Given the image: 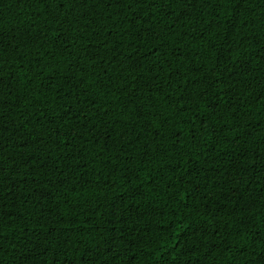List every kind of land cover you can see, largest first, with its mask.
<instances>
[{"label": "trees", "instance_id": "trees-1", "mask_svg": "<svg viewBox=\"0 0 264 264\" xmlns=\"http://www.w3.org/2000/svg\"><path fill=\"white\" fill-rule=\"evenodd\" d=\"M186 5L191 9L187 15ZM172 7L142 6L140 0L108 7L106 2L93 16L85 11L67 23L53 18L68 15L67 9L56 12L55 5L37 0H0L5 49L0 53V74L7 97L0 155L11 172L27 181H18L20 191L5 200V210L16 219L8 221L9 235L0 239V264H18L21 252L46 233L51 234L47 243L54 247L70 234L71 248L79 251L69 255L89 249L107 254L105 258L97 253L93 264H255L248 243L255 247L258 235L264 234V217L255 225L246 221L251 230L241 239L235 227L241 217L233 214L234 205L213 201L215 186L209 180L205 187L194 169L226 160L225 151L234 146L239 154L247 151L249 160L264 154V101L258 99V85L251 96L245 93L247 99L237 101L235 113L227 96L224 103L218 99L223 93L217 84L198 107L194 104L191 111L176 114L163 127L161 123L175 111L174 105L182 103L181 94L189 85L197 91L210 87L214 64L235 62V68L240 57L264 63V0H231L224 5L218 0H192L190 5L183 0L178 14L170 15ZM84 45L89 46L87 54ZM78 52L86 57L83 61ZM77 61L87 64L90 79L96 81L91 95L83 98L86 107L93 99L101 106L90 118L100 115V129L115 139L92 135V125L83 138L74 139L79 148L74 175L64 167L63 153L51 139L57 124L65 121H51L69 107L68 74ZM253 66L256 80L264 79L259 64ZM213 72L219 76L220 68ZM129 98L136 103L129 104ZM208 102L219 105L215 116ZM109 105V115L103 116ZM77 125L69 118L66 126ZM192 132L199 135L194 150L188 148ZM240 136L247 143L234 145ZM53 161L58 171L49 181L45 173L52 171ZM64 173L68 182L57 187L56 178ZM37 180L47 183L57 197L49 202L47 221L39 214L45 209L29 203L28 184L36 187ZM242 195L239 203L250 216L256 215L249 203L250 196H256V209L261 208L259 186ZM117 202L119 220L113 215ZM116 229L124 233L118 258L109 249Z\"/></svg>", "mask_w": 264, "mask_h": 264}, {"label": "snow or ice", "instance_id": "snow-or-ice-1", "mask_svg": "<svg viewBox=\"0 0 264 264\" xmlns=\"http://www.w3.org/2000/svg\"><path fill=\"white\" fill-rule=\"evenodd\" d=\"M37 2H43L49 7L55 5V11L59 12L61 9H67L68 15L61 18L60 16H54V19L58 21L63 19V22L71 23L72 18H78L83 16L86 11L89 16L94 15V9L101 5H104L107 2V6L111 7L113 4H120L124 6L125 0H37ZM136 0H129V3H134ZM183 0H140L141 5H150L152 7L163 8L165 4L172 5L169 11V14H178L176 13V8L179 7V4ZM221 5L226 3H231V0H218ZM192 0H188L190 5ZM79 10V11H78ZM143 10V8H142ZM190 7L186 5L185 14H190ZM52 13H50L51 15ZM151 19V18H149ZM61 30L63 29V24H61ZM148 30H151V24H148ZM153 36L156 39H159V36L153 31ZM60 33H57V37H60ZM143 38V37H141ZM91 43V41H89ZM232 46L229 45V48ZM264 49V45H262ZM4 49V34L2 28H0V53H3ZM83 52L87 54L89 52V46H83ZM77 55H81L79 52ZM264 55V52H262ZM86 57L81 55V61ZM238 63L236 67L233 68L232 64L235 62L223 63L220 65L214 64L212 69L209 71L212 72V81L208 89H201L197 91L189 85L188 89L184 90L181 94L180 99L182 103L178 106H175V111L169 112V115L164 117L161 127L167 125L169 120L178 113H183L192 110V105L196 104L198 107V101L206 97L217 84L221 87L217 90L220 93H223V96H219L218 99L224 103V96H227L228 102H230V107L233 113L236 112L237 101H242L247 99V96H251L252 92L256 91L255 85H258L260 91L257 93L259 101H264V79L259 81L256 80V68L254 64H259L260 72L264 73V63L257 61L249 60L247 57L238 58ZM92 63H95V60H92ZM87 64L77 61L73 64V71L68 74L69 82V92L67 97V103L69 107L64 111V114L55 113V119L51 121L52 124H57L58 121H65V123L57 124L56 136L51 137L53 142L56 144L63 153V164L64 167L72 172L74 175L76 171L74 169V164H78L79 161L76 157L79 155V148L76 144H73L72 141L77 138H83L88 134L89 126L92 125L90 131L92 135H107L109 139L113 138L109 133L104 132L100 129L98 121L101 120L100 115H97L95 119L90 118V114L95 112L101 106L96 103L95 100H88L87 103L91 107L85 106V100L83 98L91 95L89 91L90 88H93L96 85V81L90 79L92 73L87 72ZM220 68L219 76H217L213 70ZM251 90V91H249ZM203 93V95H201ZM247 93V96L245 95ZM127 95V93H124ZM215 95V93H213ZM7 97L4 93V78L0 74V137L3 136L4 132L7 130L4 128L3 121L5 119L4 108L6 107L5 101ZM115 99H119L116 97ZM72 101L77 103L73 104ZM129 104H135L136 101L129 98ZM219 105L208 102V107L211 111L212 116L216 114V108ZM75 107L76 111L73 112L72 108ZM111 105L103 109V116L109 115V110ZM42 115H44L42 113ZM162 115V114H161ZM71 118L73 125H78L74 127H68L67 122ZM184 119L185 117H181ZM227 123V121L225 122ZM134 131V129H132ZM176 131H180L176 129ZM214 131V130H213ZM131 135V131L127 133ZM211 137H209L210 139ZM199 140V135L196 132H192V143L188 144L189 149H196L197 142ZM173 143H175L173 141ZM238 143H247V140L240 136L238 140L233 141L234 145ZM44 147H49L47 144ZM151 147V145H149ZM68 148V152H65L64 149ZM104 149H101V154ZM145 155H147V150H145ZM131 155V154H130ZM200 155H204L203 152L199 153L196 156V160L200 161ZM217 156L220 154L217 153ZM224 156L227 157L226 160H220L215 166L208 165L207 168H195L194 170L204 178L205 187H208V181H211V184L215 186V191L212 196L213 201H219L224 207L229 203L234 205V213L238 214L241 217L240 223L235 227L237 233L240 235L241 239L249 233L251 230V225H255L259 217H264V154L257 156L251 160L248 159L247 151L243 154L238 153V148L233 147L231 151H225ZM107 159V157L105 158ZM201 163L207 164V161H202ZM58 171L56 162L53 161L52 171L46 172L45 176L49 181L56 177V172ZM211 172V175L205 176V173ZM24 181V177H17L16 173L10 171L8 164L6 163L5 157L0 155V239L6 238L9 235L8 221L15 220L16 217L5 210V200L15 191H20L17 188V182ZM68 176L66 173L56 178V186L67 184ZM36 187H33L31 183L28 184L31 199L29 203L31 204H40L41 208L45 211H40V216L47 221V217L51 211L49 207L50 201H55L57 197L52 194V189H49L47 183H41L39 180L34 181ZM259 186L260 196L259 200L261 202V208L256 209L255 201L257 200L256 196H250L249 209L255 211L256 215L250 216L249 210L245 209L243 205L239 203V200L244 199L242 193L248 192L251 193L252 190ZM207 203V201H205ZM127 207V206H125ZM224 207H220L219 211L224 212ZM119 203L113 205V215L119 220L120 214ZM66 214V213H65ZM227 215V213H225ZM217 220H223V216H216ZM251 221V225L246 222ZM126 223V222H125ZM227 223V221H225ZM54 224V221H53ZM216 230L219 229V225H215ZM124 233L121 229H116L114 238L109 243V249L112 251L113 255L117 258L121 253V240ZM51 234L46 233L44 237H37L36 243H33L27 252H21L18 256V264H93V261L96 259V254L100 253V249L96 250V253H93L91 249L86 252H80L77 256L75 254L69 255V251L78 252L79 249H72L70 244L71 235H65L63 243L59 247H54L47 243V240L50 239ZM258 243L254 247L252 242L248 243L249 248H251L250 256L255 259V264H264V234H260L257 237ZM39 245V246H38ZM67 246V250L66 249ZM243 247V245H241ZM257 248L259 251H257ZM3 252L2 247H0V253ZM107 258L106 253H100ZM0 255V259H2Z\"/></svg>", "mask_w": 264, "mask_h": 264}]
</instances>
